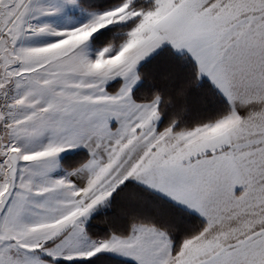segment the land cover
<instances>
[{
    "label": "snow or ice",
    "instance_id": "snow-or-ice-1",
    "mask_svg": "<svg viewBox=\"0 0 264 264\" xmlns=\"http://www.w3.org/2000/svg\"><path fill=\"white\" fill-rule=\"evenodd\" d=\"M0 264H264V0H0Z\"/></svg>",
    "mask_w": 264,
    "mask_h": 264
}]
</instances>
